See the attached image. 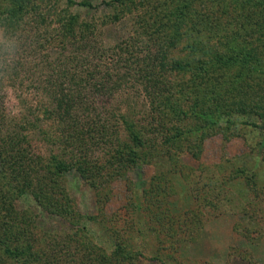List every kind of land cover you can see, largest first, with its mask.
Segmentation results:
<instances>
[{"label":"rangeland","instance_id":"374dc122","mask_svg":"<svg viewBox=\"0 0 264 264\" xmlns=\"http://www.w3.org/2000/svg\"><path fill=\"white\" fill-rule=\"evenodd\" d=\"M178 1L0 0V132L12 136L0 143V264H264V129L227 107L241 122L169 118L167 135L140 133L153 96L135 76L148 52L133 29L137 13L151 32L180 28L164 70L187 107L191 90L210 91L172 61L201 43L242 62L255 50L252 79L264 78V0ZM216 66L222 97L238 67ZM126 69L120 88L108 84ZM75 89L61 120L59 97ZM206 98L215 118L221 101ZM254 101L252 90L235 99L264 110Z\"/></svg>","mask_w":264,"mask_h":264},{"label":"trees","instance_id":"16d2710c","mask_svg":"<svg viewBox=\"0 0 264 264\" xmlns=\"http://www.w3.org/2000/svg\"><path fill=\"white\" fill-rule=\"evenodd\" d=\"M21 1H24V0H16V2H19V3ZM123 1L126 3L128 2V0H123ZM128 3L127 5L129 6L130 4ZM109 4H112V2H109ZM142 4H145V3H142ZM191 4L193 3L191 2ZM20 7H22V3L20 4ZM181 9L191 10L192 7L190 6V4L184 3L182 4ZM16 12L17 11H14L12 9V13L15 14ZM136 16L137 18L138 17L140 18H138V23L134 25L133 29L136 32L140 33V35L144 36V39H142L143 44L140 47V49H142L144 53L145 52H148V53L141 57L138 56L137 66L139 67V69H137L138 71L135 72V76L137 74L138 79L139 77L141 78L142 82L144 83V86H143L144 89L146 88L148 91V94L153 96V99H152L153 104L151 108L152 112L149 110L147 112H144L145 110H143V113L137 114L138 118L142 116L137 122V124L138 123L140 124V127H139L140 129L138 130L140 133H147L146 136H148V134L152 133L151 127L154 126V134L158 132H164L167 135L169 131H171V128H169L168 122H167L169 118H176L181 122H189L192 119H194L195 116H197L198 118L199 116H201L205 119L207 118L211 119L212 120L211 122L216 124L218 129H221L222 121H226L225 123L232 122V125L235 123L241 122L240 120L238 122L231 115L228 116V114H226L227 116L226 117L224 116L225 110H223V108H227V107L228 109L231 107L232 111H236L237 108L239 107L240 109L236 113L237 116H243V114H246L248 116H254L253 120L250 123L254 126H258L261 129H264V110L258 111L257 109L254 108V105L250 106V104L249 105L238 104L239 102H237L236 104L235 102L236 96H240L242 98L243 95H245L247 92L252 90L255 93L254 102L256 104L262 103L261 105L264 106V82H263L264 78L257 80V81H256L257 78L252 79L253 78L252 74L255 73V71H258L259 69L258 64L260 63V58L256 56L254 57L251 55L253 52H255V50L249 49V51L247 52L249 56H246L245 61L242 62L240 58L238 57V55H236V57H233L232 59L224 58L223 53H221L220 51H219L220 53L218 52L220 55H218L217 51L213 48V43L206 42V43H201V44L202 46L211 44V47H212L211 49L213 52H215V55L213 56V58H211L212 56L211 49L208 48L205 51H200V49L202 48L201 46V48H198L200 53L198 52L195 53V55L192 57V61H183V60H177L174 62L172 61L173 70L179 69V70L189 71L193 75V80L200 79L201 80L200 85L208 86L207 89L210 91L209 94L205 91H201L200 95L197 98L194 92L191 90V92H189L187 96L183 98L185 102L189 103V105L187 107H182L179 104L173 102L174 96H175L173 91L175 87L173 84L171 85L170 79L168 78L164 70L165 67L169 63L168 59H170V57L167 56V54L170 51H169L168 46H166V43L167 42L172 43L171 47H176L177 45L176 41L177 39H179L178 37L179 34L177 35V32L180 31V28L176 26V23L169 24L165 22L161 24V26L159 25L160 27L158 29H156L158 26H154L153 28L156 30H153V32H151L148 30V27L145 24L148 22L145 19H143L144 13H137ZM194 19H196L195 20L196 22H199V17L197 18V16H195ZM142 23H144L145 25ZM79 24H81V22H79ZM191 28L193 27L191 26ZM220 35L222 34L220 33ZM82 37L84 38V36ZM120 44L123 46V43L121 41H120ZM222 44L223 42L220 43L219 46H221ZM151 46H153L154 48ZM140 51L141 50H138L139 53ZM216 64L218 66H224V65L230 64V65H233V66L235 65L238 67L236 74L230 76L231 79L224 80L222 86L224 84L227 86H224L225 94H223L222 97L221 96L217 97L218 95L216 94V92L215 91L212 92V90L213 89L215 90V88L217 87V85L215 84L216 79L219 78V75H221L222 77L224 75L223 74L224 71H220V69L216 66ZM156 69H158L160 72L164 74H161V73L157 74ZM169 72H171V70H169ZM260 72H261V75L264 76V67H262V70ZM129 73H131V71L127 69L125 70L123 74L109 73L107 77L108 84L109 83L112 84V87L114 89L120 88L121 83L126 82L125 77L127 75H130ZM112 81L115 83H113ZM101 85L103 86V83H101ZM110 89L112 90V88ZM179 89H182V88H179ZM76 91L77 90L75 89L73 95L65 94V93H62L60 95L59 101L61 104L58 110L55 112L57 116L59 115L58 116L59 119L65 120V118L71 117L70 111H72V109L71 110L69 109L71 108L70 104L73 101V99L74 98L76 99V96H77ZM240 91H243V92H240ZM179 92L180 90L178 91V93ZM226 93H228L229 96H227ZM67 96L71 98L72 100L71 102H68ZM206 97H208L211 100L215 98V100L218 102L221 101L218 105H216L217 116H215V118L213 116V111H206L204 109L205 101L207 99ZM227 99L229 101H226ZM169 100L172 102H169ZM190 105H191V110H189ZM149 117L152 120V125H150L148 122ZM190 117H192V119L188 121ZM71 122L76 123V120L74 118L73 119L71 118ZM192 128L193 127L190 125V129ZM9 132H11V134L13 133L11 129H9ZM7 134L8 136L7 135L4 136L0 132V143L5 141L6 138L8 139L9 137H12V136H9V133ZM168 137H172V133H170ZM136 138H138L140 141L142 140L141 136H137ZM28 168H34V167L31 165V167L29 166ZM29 177L28 179L33 181V177L31 176L30 173H29ZM99 261H102V260H99ZM99 264H107V261L104 260L103 262Z\"/></svg>","mask_w":264,"mask_h":264}]
</instances>
